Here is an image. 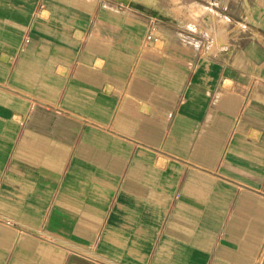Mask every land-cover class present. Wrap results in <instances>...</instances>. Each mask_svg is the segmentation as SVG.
I'll use <instances>...</instances> for the list:
<instances>
[{
	"label": "crops",
	"instance_id": "0c3cea01",
	"mask_svg": "<svg viewBox=\"0 0 264 264\" xmlns=\"http://www.w3.org/2000/svg\"><path fill=\"white\" fill-rule=\"evenodd\" d=\"M174 1L0 0V264H264V0Z\"/></svg>",
	"mask_w": 264,
	"mask_h": 264
},
{
	"label": "rangeland",
	"instance_id": "374dc122",
	"mask_svg": "<svg viewBox=\"0 0 264 264\" xmlns=\"http://www.w3.org/2000/svg\"><path fill=\"white\" fill-rule=\"evenodd\" d=\"M165 1H167V0H161V2H165ZM183 2H182V5H183V8H180L179 9V12H180V14L182 13L183 15H185V16H189V15H191V13H190V8L186 5L187 4V2L188 1H190V2H192L193 0H182ZM195 1H197L198 3H199V5H198V7H201V10H200V12H199V16L197 17V18H195L196 20H199L201 23L200 24H202L201 25V29H205V28H207V26L209 25L208 24V21H209V23L210 22H213V20L215 19H213L212 20V15H209V13L207 12V10H205V9H210L211 10V7H212V5L213 4H211L212 2H211V0H195ZM218 1V11L223 15V16H225L226 14H228V12H229V10H227V11H225V12H223V11H221L220 10V8H224L225 6H224V2H225V0H217ZM126 2V1H125ZM128 2V1H127ZM174 2H177V0H175ZM164 5H165V3H164ZM173 6H178L176 3L175 4H173ZM223 18H225V17H223ZM208 24V25H207Z\"/></svg>",
	"mask_w": 264,
	"mask_h": 264
},
{
	"label": "built area",
	"instance_id": "2783aa9c",
	"mask_svg": "<svg viewBox=\"0 0 264 264\" xmlns=\"http://www.w3.org/2000/svg\"><path fill=\"white\" fill-rule=\"evenodd\" d=\"M152 39H153V36H152L151 34H149V35L147 36V40L150 41V40H152Z\"/></svg>",
	"mask_w": 264,
	"mask_h": 264
}]
</instances>
